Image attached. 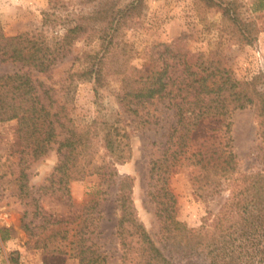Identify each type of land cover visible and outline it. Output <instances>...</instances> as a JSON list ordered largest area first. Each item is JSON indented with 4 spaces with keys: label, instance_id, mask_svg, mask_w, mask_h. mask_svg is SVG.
I'll return each mask as SVG.
<instances>
[{
    "label": "trees",
    "instance_id": "trees-1",
    "mask_svg": "<svg viewBox=\"0 0 264 264\" xmlns=\"http://www.w3.org/2000/svg\"><path fill=\"white\" fill-rule=\"evenodd\" d=\"M141 2L132 0L115 13L100 12H104L103 18L109 15V21L99 31L98 50L77 54L58 80H52L53 68L69 51L75 37L71 33L80 31L81 24L68 29L53 45L38 31L5 35L0 27V61L21 65V71L0 75V121L15 119L18 124L19 161L13 173L17 175L19 196H29L25 172L29 161L54 149L57 162L49 183L57 190L67 191L70 180L86 174H107L113 179L118 210L115 234L123 263L172 264L137 217L130 196L133 177L120 176L116 171V163L131 157L127 124L120 117L77 124L69 107L74 81L88 80L94 87H102L113 74L131 121L140 127H147L154 116L147 105L163 104L172 110L174 121L165 148L170 155L166 156L165 150L150 161L153 185L160 184L152 196L156 215L172 246L184 254L188 251L186 255L190 251L201 255L205 264H264V168L239 171L229 145L231 114L252 106L264 167V90L259 75L243 81L235 79L211 55L183 47L188 38L185 32L169 42L146 46L144 54L149 62L142 68H115L110 72L115 65L113 38L119 22L127 15L137 16ZM205 2L220 9L223 20L238 30L240 41L250 42V30L241 22L234 0ZM33 72L44 74L51 82L33 77ZM98 150L102 151V164L95 159ZM182 161L197 165L202 172L195 178L199 196L212 198L222 190L228 191L210 223L194 231L175 217L174 198L165 185L171 167ZM5 231L1 230L2 239ZM90 263L87 260L86 264Z\"/></svg>",
    "mask_w": 264,
    "mask_h": 264
},
{
    "label": "rangeland",
    "instance_id": "rangeland-1",
    "mask_svg": "<svg viewBox=\"0 0 264 264\" xmlns=\"http://www.w3.org/2000/svg\"><path fill=\"white\" fill-rule=\"evenodd\" d=\"M131 1L0 0V27L5 35L38 31L53 45L68 29L81 24L80 31L71 33L75 37L69 51L53 68L52 80H58L77 54L98 50L99 31L109 21V15L103 18L104 12H100L115 13ZM234 1L241 22L250 30L249 43L240 41L238 30L223 20L217 6H209L205 0H142L137 16L127 15L119 22L113 38L115 65L110 67V72L115 68L127 71L142 68L149 62L144 54L146 46L169 42L185 32L188 38L183 47L211 55L239 81L259 75V85L264 90V0ZM14 71H21V65L0 61V75ZM32 75L46 84L51 82L42 73ZM73 84L69 107L75 123L120 117L127 124L131 157L116 163V171L120 176L133 177L130 196L137 217L152 240L170 257L172 264H205L201 255L193 251L186 255L188 251L184 254L172 246L171 239L161 231L162 220L156 215V203L152 199L160 184L153 185L150 161L167 150L169 129L174 121L172 110L163 104L147 105L155 119L153 116L147 127H140L131 121L113 74L102 87H94L88 80ZM229 121V145L237 169L247 172L264 168L254 108L236 109ZM17 128L15 119L0 121V264H86L87 260L90 264H125L115 234L118 210L113 179L107 174H86L70 180L67 191L57 190L49 183L57 162V153L51 149L29 161L25 168L29 196H19L17 175L13 173L19 161ZM221 133L218 132L219 136ZM169 155L167 150L166 156ZM95 159L97 164L103 163L101 150ZM200 173L197 165L182 161L171 167L165 182L174 198L175 217L193 231L210 223L228 192L222 190L206 199L199 196L196 179Z\"/></svg>",
    "mask_w": 264,
    "mask_h": 264
}]
</instances>
